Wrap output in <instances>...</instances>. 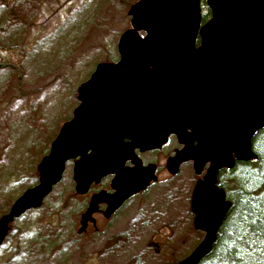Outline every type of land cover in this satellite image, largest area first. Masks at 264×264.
I'll return each instance as SVG.
<instances>
[{
  "label": "water",
  "instance_id": "water-1",
  "mask_svg": "<svg viewBox=\"0 0 264 264\" xmlns=\"http://www.w3.org/2000/svg\"><path fill=\"white\" fill-rule=\"evenodd\" d=\"M136 0L130 27L117 41L119 58L98 62L77 87L78 104L61 124L49 151L36 165L38 183L25 189L0 217V244L7 223L41 205L58 183L65 163L75 159L77 194L113 174L83 215L100 201L104 216L155 180V164L139 152L160 148L170 135L181 147L166 158L177 173L192 161L199 174L191 193L193 227L202 240L174 264H198L211 250L230 201L217 173L235 161L256 157L254 133L264 127V0ZM129 162L130 164H126Z\"/></svg>",
  "mask_w": 264,
  "mask_h": 264
},
{
  "label": "rangeland",
  "instance_id": "rangeland-1",
  "mask_svg": "<svg viewBox=\"0 0 264 264\" xmlns=\"http://www.w3.org/2000/svg\"><path fill=\"white\" fill-rule=\"evenodd\" d=\"M135 1L0 0V61L11 65L0 67V217L38 183L37 152L71 118L77 87L97 62L119 58L117 41L130 27ZM180 147L170 135L159 149L138 152L143 164L157 166L156 179L107 217L99 205L94 223L85 225L86 209L110 176L79 195L75 159L68 160L41 205L7 223L0 264H174L185 258L204 236L193 227L190 201L206 166L196 174L190 160L170 174L166 158Z\"/></svg>",
  "mask_w": 264,
  "mask_h": 264
},
{
  "label": "trees",
  "instance_id": "trees-1",
  "mask_svg": "<svg viewBox=\"0 0 264 264\" xmlns=\"http://www.w3.org/2000/svg\"><path fill=\"white\" fill-rule=\"evenodd\" d=\"M209 14L201 0L202 22ZM18 25L19 22L13 24L17 29ZM7 66L11 65L0 61V67ZM58 128L49 136L44 149L37 152L34 165L47 152ZM251 149L256 155L254 159L236 160L231 168L218 171L217 184L224 190L230 207L211 250L198 264H264V127L254 133Z\"/></svg>",
  "mask_w": 264,
  "mask_h": 264
},
{
  "label": "flooded vegetation",
  "instance_id": "flooded-vegetation-1",
  "mask_svg": "<svg viewBox=\"0 0 264 264\" xmlns=\"http://www.w3.org/2000/svg\"><path fill=\"white\" fill-rule=\"evenodd\" d=\"M159 149V148H158ZM153 150H156V149H153ZM153 150H150V151H153ZM138 152L139 151H137V154H138ZM169 157V156H168ZM126 164H130L129 162H126ZM148 164V163H147ZM154 164V163H153ZM155 167H156V169H157V166L155 165ZM207 167V166H206ZM156 169H155V172H156ZM218 174V173H217ZM156 175V174H155ZM106 176H110V181H111V178H112V176H113V174H109V175H106ZM106 176H104V177H102L101 179H100V181H102V179L103 178H106ZM156 179V178H155ZM216 179H217V176H216ZM100 181L98 182V183H96V184H91L90 185V187H89V189H88V191L86 192V193H88L90 190H91V188L93 187V188H96V186H98L97 184H100ZM217 181V180H216ZM152 183V181L146 186V188H148V186L150 185ZM145 188V189H146ZM144 189V190H145ZM100 190H104V191H106V192H108V193H110V192H112L113 191V189L111 188V186H110V184H109V186L108 187H106V188H100V189H97V191L95 192V194H94V196L97 194V192L98 191H100ZM144 190H142V191H144ZM139 192H141V191H139ZM139 192H137V193H139ZM86 193H84V194H86ZM137 193H135V194H137ZM84 194H80V195H84ZM135 194H133V195H135ZM133 195H131V196H133ZM130 196V197H131ZM129 197V198H130ZM94 198V197H93ZM129 198H127L123 203H122V205L129 199ZM99 205H101V206H104V209H105V207H106V203L104 202V201H100L97 205H96V208L93 210V212L94 211H97L98 210V208H99ZM122 205L120 206V207H122ZM120 207H118L115 211H113L111 214H113L114 212H116ZM92 212V213H93ZM92 213H91V215H92ZM110 214V215H111ZM91 215H90V217H87L86 219H85V224H86V222L88 221V222H90V223H94V219L91 217ZM104 215V214H103ZM84 224V225H85ZM80 229H82V228H80Z\"/></svg>",
  "mask_w": 264,
  "mask_h": 264
}]
</instances>
